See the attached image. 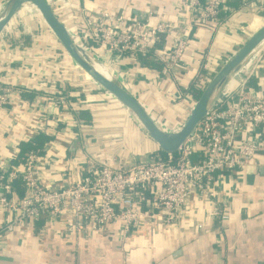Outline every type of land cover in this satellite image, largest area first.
Returning <instances> with one entry per match:
<instances>
[{"label":"crops","instance_id":"obj_1","mask_svg":"<svg viewBox=\"0 0 264 264\" xmlns=\"http://www.w3.org/2000/svg\"><path fill=\"white\" fill-rule=\"evenodd\" d=\"M48 1L83 42L86 19L97 11L143 20L151 7L153 22L190 20L183 0ZM262 15L264 0H228L220 23L194 28L178 74L169 75L157 60L173 43L163 35L146 61L126 59L117 78L153 119L177 130L197 101L190 88L222 68L256 31ZM89 46L96 55L112 58L96 43ZM263 81L264 76L254 79L255 88ZM3 88L12 92L0 111V168L12 165L23 143L55 126L59 134H47L53 140L41 156L48 187L72 185L90 161L99 164L82 151L85 141L99 165L115 168L133 156L160 154L126 109L74 65L37 12L21 17L0 40V93ZM60 99L65 105H58ZM80 111H88L91 121H82ZM116 134L124 138L111 136ZM217 188L220 207L229 212L226 221L214 219L212 206L193 196L172 224L145 209L124 245L120 223L75 236L67 230L72 217L51 222L42 216L1 235L0 264H264V168L219 175Z\"/></svg>","mask_w":264,"mask_h":264},{"label":"built area","instance_id":"obj_2","mask_svg":"<svg viewBox=\"0 0 264 264\" xmlns=\"http://www.w3.org/2000/svg\"><path fill=\"white\" fill-rule=\"evenodd\" d=\"M227 1L183 0V7L190 12L186 24L153 22L151 7L145 10L143 20L97 11L86 19L83 40L93 52L89 42L112 55L111 59L97 56L118 76L116 67L126 59L147 56L160 36H171V49L158 55L157 60L166 73L178 74L185 66L194 28L220 23ZM259 76H264V51L251 58L239 79L226 85L182 149L175 154H157L152 164L115 168L90 161L79 181L56 188L44 184L42 158L36 153H30L20 166L0 168V237L42 216L51 222L70 216L73 220L68 221L67 230L75 236L101 232L111 223H120L125 245L145 209L172 224L193 196L212 206L214 219L228 220L229 212L223 211L218 202L217 177L250 167L264 168V85L255 88L253 83ZM210 80L200 78L195 85L203 90ZM11 92L2 89L0 111L8 104ZM57 103L65 105L64 99ZM44 131L52 136L59 134L56 126ZM17 180L23 182L22 196L14 193Z\"/></svg>","mask_w":264,"mask_h":264},{"label":"water","instance_id":"obj_3","mask_svg":"<svg viewBox=\"0 0 264 264\" xmlns=\"http://www.w3.org/2000/svg\"><path fill=\"white\" fill-rule=\"evenodd\" d=\"M33 12L39 13L74 65L96 83L102 91L118 101L136 121L140 129L165 154H175L182 149L198 125L214 107L226 85L233 79H239V73L251 58L264 49L263 24L215 73L202 90L200 97L179 129L171 130L152 118L138 99L119 82L117 76L110 70L109 65L102 63L77 33L73 32L60 20L55 7L48 0H0V40L21 17ZM116 70L119 71V67H116ZM111 136L116 139L124 138L122 134ZM75 138L77 141L78 138ZM83 149L91 159L102 164L93 156L87 141L83 143ZM156 160L157 155L133 156L124 167L129 168L135 164H152Z\"/></svg>","mask_w":264,"mask_h":264},{"label":"trees","instance_id":"obj_4","mask_svg":"<svg viewBox=\"0 0 264 264\" xmlns=\"http://www.w3.org/2000/svg\"><path fill=\"white\" fill-rule=\"evenodd\" d=\"M150 55H151V53L149 52L147 57ZM139 58H140V60H142V62L146 61V57L140 56ZM147 62L149 63L148 60H147ZM190 90L192 91V93L196 99H198L200 97L201 92H202L201 88H198L196 85H194V86H192V88H190ZM79 98H81V97L79 96ZM69 99L75 100L74 97H70ZM79 118L82 121H84L85 123L90 122L92 119L90 116V113L88 111H80ZM52 140H53L52 136L43 133V134L38 135L35 139L23 143L21 145L19 155L17 156V158H15L12 161V165L13 166L22 165L30 153H36L39 156H42L45 152V149H46L48 143H50ZM159 153L162 155H166L165 153H163L161 151ZM13 185H14V193L19 195V196H22L24 193V190H25L23 187V182H21L20 180H17L13 183Z\"/></svg>","mask_w":264,"mask_h":264},{"label":"rangeland","instance_id":"obj_5","mask_svg":"<svg viewBox=\"0 0 264 264\" xmlns=\"http://www.w3.org/2000/svg\"><path fill=\"white\" fill-rule=\"evenodd\" d=\"M262 17H263V21L261 20L260 21V25H257V26H255V30H258L263 24H264V15H262ZM258 26H260V27H258ZM253 34V33H252ZM77 85V84H76Z\"/></svg>","mask_w":264,"mask_h":264},{"label":"bare ground","instance_id":"obj_6","mask_svg":"<svg viewBox=\"0 0 264 264\" xmlns=\"http://www.w3.org/2000/svg\"><path fill=\"white\" fill-rule=\"evenodd\" d=\"M85 74V73H84ZM88 77V76H87ZM96 84V83H95ZM97 86V85H96Z\"/></svg>","mask_w":264,"mask_h":264}]
</instances>
